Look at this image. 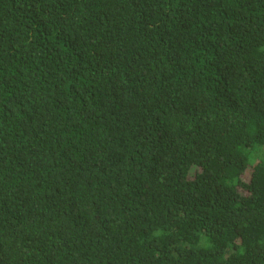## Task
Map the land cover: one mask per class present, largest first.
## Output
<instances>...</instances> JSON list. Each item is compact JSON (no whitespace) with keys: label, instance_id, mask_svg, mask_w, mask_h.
I'll return each instance as SVG.
<instances>
[{"label":"trees","instance_id":"1","mask_svg":"<svg viewBox=\"0 0 264 264\" xmlns=\"http://www.w3.org/2000/svg\"><path fill=\"white\" fill-rule=\"evenodd\" d=\"M0 264H264V0H0Z\"/></svg>","mask_w":264,"mask_h":264},{"label":"rangeland","instance_id":"2","mask_svg":"<svg viewBox=\"0 0 264 264\" xmlns=\"http://www.w3.org/2000/svg\"><path fill=\"white\" fill-rule=\"evenodd\" d=\"M195 169H196V168H193V167H192V169L190 170L189 174L192 175V174L194 173ZM249 177H250V173H249V175H248V174H246V175L244 174V178H245L246 180H248Z\"/></svg>","mask_w":264,"mask_h":264}]
</instances>
